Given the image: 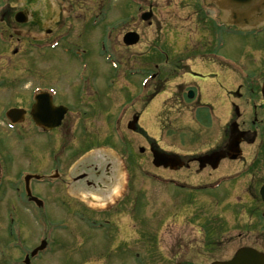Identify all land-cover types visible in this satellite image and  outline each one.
<instances>
[{"label":"rangeland","instance_id":"1","mask_svg":"<svg viewBox=\"0 0 264 264\" xmlns=\"http://www.w3.org/2000/svg\"><path fill=\"white\" fill-rule=\"evenodd\" d=\"M139 4V0H101L100 17L102 22L99 27L82 28L78 33L70 35L64 41V45L72 49L80 48L86 52L84 62H81L80 65L81 59H78V61L75 57L72 59V57L58 53L53 63L61 69L63 63V68H65L66 61L72 59V62L68 65L70 64L72 67L73 77L69 74L67 81L72 83L75 92L89 86V88H95L102 95V99L97 100L99 104L95 106V113L102 116L105 112L103 110H107L111 113V118L116 120L121 105L128 106V104L134 103L140 98V95H137L131 101L120 95L112 94L115 90L128 86L124 80L126 76L137 83L143 81V78L139 75L135 77L128 75L127 66L133 65L136 57L144 55L152 47L154 64L162 59L161 51H165L171 55L169 64L171 66L177 65L180 56L177 51H180L182 46L186 44L189 48L196 49L188 52L196 53V58L202 60H197L188 66L191 69L193 68L194 71L200 72V74L212 72V75L215 76L217 84L214 85V89L217 93H207L204 90L205 86L211 84L210 78L204 82L203 86L200 81H196L200 89L199 94L202 97L201 104L208 105L212 113H206L203 110L199 112L197 117H194L195 113L191 114L188 110L189 107L185 109V112H179L178 105L174 106L173 102L167 101L166 95L158 98L151 106L148 116L142 118L141 125L148 131L151 138L157 140L160 147L178 154H197L205 151L210 146H215V142H220L223 130L228 126L227 122L232 118L230 113L235 108L246 110L245 114H251V112V115L257 114L258 119L264 120L262 106L248 100L252 96L249 89L253 82L255 81L260 85L264 77L262 66L264 36L256 39L252 35H245L237 32L234 28H229L227 31L223 29L224 31L211 35L210 38L207 37V32L203 26L196 27V20L199 17L207 19L211 17L212 19L217 18L218 21L219 13L205 6L203 9L198 10L193 0H163L161 2L163 6L157 13L162 24L158 27L159 30L156 27L149 28L147 23L141 21L142 12L138 11ZM129 30L137 31L142 36V41L137 47L126 50L122 41H118V39H120L121 34ZM208 30L211 32L210 29ZM161 39L164 41L161 42ZM103 41H107V47L110 49L113 44L116 47L114 58L117 62H122L119 71H115L108 65L104 53L100 54L99 44ZM58 50L62 52V48ZM184 50L186 51V49ZM44 52L41 54V59L47 58ZM36 57L37 54L34 49H30L25 58V66H30L34 70L36 68L34 61ZM193 59L194 56L191 61ZM141 62L142 60L138 58V64H135L133 69L140 70ZM185 64L189 63L185 61ZM193 64L194 66H192ZM50 66V64L41 63L42 70L47 72L49 77L47 81L63 95L65 88L57 78L49 74ZM80 67L81 71L83 70L82 78L78 77ZM233 67H237L236 71ZM197 74L199 75V73ZM84 78H87L85 82L83 81ZM229 80H232V82H229ZM31 82L36 84L44 81L32 78ZM65 84L67 85V83ZM241 85L245 87L243 90L244 99L236 98ZM140 93L144 95L145 90L140 89ZM138 106L140 109L141 105ZM6 108H8V104L1 101L0 113H5ZM168 111L170 114H174V117L171 116L168 119L167 117H158L162 112L168 113ZM247 116L242 117V121H247L246 125L249 124L251 118H256ZM120 118L122 121L121 139H123V146L126 142L131 149L138 150L145 142L142 141V137L128 131V121L130 122L132 118ZM166 120L168 123H165ZM108 122L111 123V120ZM100 125L101 123L98 124V126ZM110 125L112 127V124L109 123L101 127H105L107 130ZM162 125L164 127L166 125L164 130ZM260 125L261 123L256 126V129L259 130ZM2 129H4L3 126L0 127V161L7 172L0 184V264H22L25 256L22 251L33 250L45 234L52 235L51 241L56 242V245L48 255H40L32 261V264H101L97 258L102 250L99 246L101 237L99 231L92 228L87 231L89 223L80 214L81 212L68 218L64 212L65 209L71 207H69V202L61 196L70 194L84 199L83 195L86 191L81 186L72 185L67 189L57 186L55 191L56 196H59L57 198L44 188L42 193H47L52 201L48 200L47 212H39L32 208V215H27L23 203L8 201V204L10 203L9 207L13 209L12 215L15 217L13 222L7 219L8 208L5 209L7 200L3 201L2 195L7 194L9 199L15 200L17 195V193H14V186L10 185L7 178L13 177L9 170L14 173L17 166L24 168L28 159L25 157V150L22 152L24 156L18 153L19 163L15 165L7 163L8 160L5 158L7 156L12 157L11 152H16L15 149L28 145L18 143V138H15L18 136L14 133H11V137H8L9 134L1 132ZM184 131H195L193 132L195 135H187L188 137L184 138ZM165 132H168L167 136ZM105 134L110 136L108 131ZM259 134L260 138L254 146H242L245 160L248 162L256 161L259 165L254 166V168L261 169L255 171L256 175L254 177L256 176V178L253 181L251 177L245 180H242L243 177L239 179L240 182L238 183L245 186V193L249 188L251 190L252 185L258 184L260 181L259 176L264 178V153L263 155L257 154L258 145L264 139V124ZM104 135L99 134L97 137L103 145L110 141L109 137L107 138ZM77 136H79V133L74 135V141L72 142V145L75 146L74 150L77 147L80 148V144L77 142V140L80 141V138L77 139ZM115 140L114 137L111 138L117 152L107 147H114L111 143L106 147L97 146L96 149L86 155V159L80 158L82 154H75L72 162L73 166L70 170L71 173H75L82 168L85 162L111 164L114 170V177L112 176V179H115L114 185L104 188L102 192H89L90 201H88L89 199L86 200V203L95 210L112 206V203L118 199L120 194L122 197L124 194H129L127 190L131 187H134V191L146 193L142 203L138 202V205L140 204L139 210L121 205L122 215L113 219L114 224L121 228V247H124L125 251L120 250L119 256L111 259L112 262L107 264H211L216 261L230 260L239 249L247 246L264 252V219L259 221L256 217L258 210L263 208L262 204L260 201L256 202L254 200L255 202H253L251 199H246L244 193L240 194L242 192L241 186L235 192L232 190L234 184H231L224 186L219 195L204 194L205 191L195 195L190 194L188 190L175 189L172 185L160 184L156 180H151L156 174L162 178H175L177 181L187 182L195 186L202 183L207 184V182L213 183L223 178L227 173L229 175L240 173L244 171L241 166L233 165L231 167L230 163L226 164L227 166L224 164L228 171L225 169L217 170L215 173L213 172L215 175L209 178L207 173L200 176H191L192 173L185 170H181L179 173H171L172 170L170 169L160 168L157 170L152 165L153 158L151 155L148 154L145 157L138 155L137 159H131L133 160L131 163L134 178L129 183V176L124 168V148L122 144L117 147ZM33 145V142L29 143V146ZM29 158L32 159V155H29ZM17 186L15 185V187ZM36 189L37 191L40 189L39 185L36 186ZM179 196L184 198L179 199ZM215 196L224 198V201L220 203L219 199H215ZM90 216L92 219L95 218L100 221L102 215L94 213ZM217 225L223 227V233L219 235V240H215L213 246L207 247V232L216 227L218 228ZM206 226L207 229H205ZM86 232L96 236L91 239L87 238L83 234ZM143 234H145V237L142 236ZM66 235L68 238L71 235L73 237L69 239V243L65 242ZM102 240L108 245L111 244L106 233L102 236ZM151 240H153V245L150 243ZM66 245H68L67 248ZM85 248L89 249L88 252H85ZM90 249H92V254ZM136 254H138V257L135 256Z\"/></svg>","mask_w":264,"mask_h":264},{"label":"flooded vegetation","instance_id":"2","mask_svg":"<svg viewBox=\"0 0 264 264\" xmlns=\"http://www.w3.org/2000/svg\"><path fill=\"white\" fill-rule=\"evenodd\" d=\"M140 1L142 6L139 7V11L150 13L151 15L148 23L149 28L156 27L159 30L158 27L161 26L162 21L159 20L157 13L163 6L161 5L163 0ZM193 1L198 10L206 6V8L213 11L217 10L218 7L224 6L223 0ZM100 3L101 0H0V102L8 104L5 113H0V127L3 126L4 129L1 132L8 133V137H11V133H14V135L18 136L15 137L18 138V143L28 145L18 149L14 147L16 152H11L12 157L7 156L5 159L8 162L5 161L11 165L19 163L18 153L22 154L23 150H25V157L28 159L25 163L26 166L24 168L17 166L14 173L9 170L13 177H8V180L11 185H18L15 190L20 193V200L27 202L29 207H35V203L31 202L26 194L25 177L29 181L32 195L43 201L44 199L51 200L47 193H42L44 188L52 195H55L57 185L66 189L72 185L81 186L86 191L85 199L87 198L90 201L89 192H102L104 188H108L115 183V179H112L114 170L109 163L103 165L101 162L92 164L85 162L81 169L75 173L70 172L74 155L80 153V150L87 149L90 144L89 138L97 136V133L99 134L98 131L102 134H105L106 131L109 134L112 133L111 128L99 130L101 127V125L98 126L99 123L104 121L110 124L108 121L111 120V113L107 112V110H103L105 112L103 115L101 114L102 116L94 111L95 106L99 104L97 100L102 99V95L95 88H89V86H85L82 90L75 92L72 83L67 81L69 74L73 77L72 67L68 63L72 62L74 53L78 57L83 56L82 59L84 60L86 52L80 48L72 49L64 45V41L70 35L78 33L82 28L99 27L102 22ZM221 15L222 13H220V17ZM221 19L223 20V18ZM213 21L214 19L211 17L208 19L199 17L196 20V27L204 25L205 31L212 34L213 27H216ZM208 29L212 30V32ZM160 31L162 32V30ZM130 32H134V30H130ZM122 36L120 35L118 41L121 40ZM54 44L57 47L52 51L49 48L51 47L52 49ZM106 45L107 41L99 44L100 49L104 53L107 52ZM113 45L111 49H107L110 53H114L116 48ZM59 48H62V52L58 50ZM129 48L131 47H126L125 49ZM30 49H34L37 54L34 59L36 65L34 70L30 66H25V58ZM43 51H45L44 53L47 56L45 59H41ZM47 51L49 53H46ZM188 51L184 49L177 51L180 56L177 65L173 66L169 64L171 55L165 51H161L162 59H159L158 63L154 64L152 47L144 55L136 57L134 64L127 66L128 75L130 77L137 75L141 77L143 75L144 78L146 77L145 79L149 75L152 79L145 86V94L141 95V83L134 82L128 76L124 78L128 86L120 90L117 89L112 94L120 95L124 99L128 98L131 101L137 95H140V98L134 103L131 102L132 105L126 110L130 111V113L119 114L118 117H131L133 119L139 117L141 120L142 117L148 116L154 102L165 95L167 96V101L173 102L174 106L178 105L179 112H185L187 107H189L188 110L191 114L198 111L201 107L202 97L199 94L200 89L196 81L205 82L208 79L198 75L196 71L188 66L197 61V54L192 53L193 55L188 56L187 54H191ZM58 53L72 57L71 61L70 59L66 61L67 65L65 68H63L64 63L61 65V69L56 64H53ZM193 56L194 59L191 61ZM138 58L142 62L141 69L137 71L133 68L135 64H138ZM185 61L189 64H185ZM3 63L4 65H2ZM41 63L51 65L49 74H52L54 78H57L63 84L65 88L63 95L47 81L49 77L47 72L42 70ZM119 64L121 68V62ZM131 73H133V76H131ZM32 78H38L44 82L34 84L31 82ZM86 79L84 78L83 81L85 82ZM249 91L252 95L249 98L250 101H264L256 86L251 85ZM244 96L243 93L236 94L238 99H244ZM138 105H141L140 109ZM59 107L67 109V113L63 116L64 119L59 127L52 129L55 123H48L45 128L35 122L34 117L40 120L41 124V119L44 118L55 121L56 117H60L57 111ZM168 110L170 111V109ZM171 116L174 117L172 114L163 112L160 117ZM230 117L240 118L243 117V114L238 109H234L230 113ZM254 117L256 116L254 115ZM256 122L257 119L255 118L251 125L255 126ZM235 127V129L228 127L219 143L214 147L210 146L205 152L200 154L178 155L173 152L167 153L169 154V160L176 165L177 169L175 172L179 173L181 170H185L192 173L191 176L202 174L206 169L214 166L215 159L221 158L222 162L230 160V157L234 156L235 141L254 143L258 136V129L252 127L249 129L241 128L240 130L238 126ZM77 133H79L77 139L81 138L82 140H77L80 148L77 147L74 150L72 142L74 141V135ZM113 134L116 139L115 143H119V130L114 129ZM134 134L145 136V133L139 128L136 129ZM32 142L34 145L29 146V143L31 144ZM146 143L148 146L146 148L150 153L151 150L157 152L161 150L151 140L147 139ZM91 144H93V141H91ZM145 152L143 151L142 154ZM29 155H32L33 158L30 159ZM132 155H135L134 150L131 151ZM245 163L243 161L241 165H245ZM125 168L127 169L126 166ZM2 170L3 175H5L7 170L5 167H2ZM254 175L256 174L250 175L251 180L256 178ZM32 177H42V180L38 181ZM259 178L261 179V176ZM37 185H39L40 191H37ZM127 191H129V194H124L123 197L120 194L118 199L112 203V206L101 210L90 208L84 199H79L70 194L62 196L72 205V208L65 209L67 214H72L73 212L88 214L90 212L102 215L100 216L103 224L99 229L101 234L99 246L104 251L103 258L110 259L113 256L114 258L119 256L122 244L120 240L121 228L114 224L113 219L121 216V205L135 209L138 205V198L141 197L139 191H134V187ZM5 195L3 194V196ZM145 196L146 193L142 195V197ZM75 207L76 209H73ZM24 210L27 213L32 212L26 206H24ZM105 233L111 242L110 245L102 240V236ZM100 259L106 262L104 259Z\"/></svg>","mask_w":264,"mask_h":264},{"label":"water","instance_id":"3","mask_svg":"<svg viewBox=\"0 0 264 264\" xmlns=\"http://www.w3.org/2000/svg\"><path fill=\"white\" fill-rule=\"evenodd\" d=\"M144 18H146L145 20H147L148 16H145ZM136 37L137 36H135L134 34H129L126 36L125 41L129 45L135 44L138 40ZM263 93H264V90H263ZM154 157H155L154 164L157 167H160V166L167 167L169 165L168 160H164L163 158L157 155H154ZM262 195H263V200H264V188L262 190ZM35 254L36 253H34L33 256ZM214 264H264V254H261L252 249H242L236 254L234 259L231 260L230 262L214 263Z\"/></svg>","mask_w":264,"mask_h":264},{"label":"bare ground","instance_id":"4","mask_svg":"<svg viewBox=\"0 0 264 264\" xmlns=\"http://www.w3.org/2000/svg\"><path fill=\"white\" fill-rule=\"evenodd\" d=\"M246 1H249V0H236L237 3H243V2H246ZM233 2H235V0H233ZM247 7H251L252 6V3H249L248 5H245Z\"/></svg>","mask_w":264,"mask_h":264}]
</instances>
